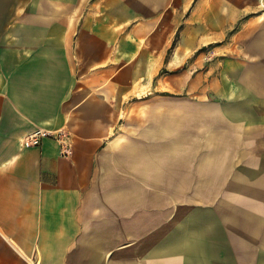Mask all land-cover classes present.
<instances>
[{
    "label": "crops",
    "instance_id": "0c3cea01",
    "mask_svg": "<svg viewBox=\"0 0 264 264\" xmlns=\"http://www.w3.org/2000/svg\"><path fill=\"white\" fill-rule=\"evenodd\" d=\"M0 264H264V0H0Z\"/></svg>",
    "mask_w": 264,
    "mask_h": 264
},
{
    "label": "built area",
    "instance_id": "2783aa9c",
    "mask_svg": "<svg viewBox=\"0 0 264 264\" xmlns=\"http://www.w3.org/2000/svg\"><path fill=\"white\" fill-rule=\"evenodd\" d=\"M52 133L48 130L37 129L32 134L25 138V144L28 146H39L44 138L50 137ZM62 155L68 156L71 153L70 145L67 143L65 138L62 139Z\"/></svg>",
    "mask_w": 264,
    "mask_h": 264
}]
</instances>
